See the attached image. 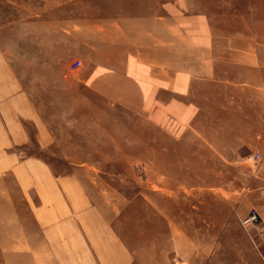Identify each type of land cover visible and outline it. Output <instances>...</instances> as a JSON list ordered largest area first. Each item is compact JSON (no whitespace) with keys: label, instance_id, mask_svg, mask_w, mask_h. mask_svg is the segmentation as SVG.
<instances>
[{"label":"rangeland","instance_id":"rangeland-1","mask_svg":"<svg viewBox=\"0 0 264 264\" xmlns=\"http://www.w3.org/2000/svg\"><path fill=\"white\" fill-rule=\"evenodd\" d=\"M174 6L207 12L213 80L199 89L200 116L209 128L242 122L238 146L186 122L162 131L86 85L95 47L155 40L151 21ZM3 80L33 97L35 114L22 121L27 143L0 142V264H89L61 256L69 234L115 235L153 262L251 264L240 219L255 210L264 222V0H0ZM188 229L200 240H170Z\"/></svg>","mask_w":264,"mask_h":264},{"label":"crops","instance_id":"crops-1","mask_svg":"<svg viewBox=\"0 0 264 264\" xmlns=\"http://www.w3.org/2000/svg\"><path fill=\"white\" fill-rule=\"evenodd\" d=\"M186 11L181 7L176 9L175 6L166 12L160 9V14L151 21L155 24V40L143 41L139 45L138 39V46L133 45L131 52L116 51L110 46L107 49L103 45L95 47L90 65L94 74L87 79L86 85L99 97L118 103L128 112L147 116L162 131L172 132L186 122L189 129L202 131L205 137L209 135L213 139H228L227 141H234L233 145L238 146L244 138L242 122L231 123L234 128L228 127V122L225 121L215 128H209L208 122L201 120L199 89L213 80L210 19L205 9L192 13ZM165 20L171 27L172 36L164 32ZM164 41H167V45ZM12 91L10 81H0V115H5V123L6 120L10 121L9 126L1 125L0 142L24 145L27 143V133L22 121L31 119L30 115L35 114V100L30 95L14 96ZM251 120V129L255 133V107ZM40 126L39 137L46 144L48 127L46 124ZM213 130L217 132L213 133ZM214 145L219 152L225 151L220 142H215ZM169 215L174 221V212ZM260 219L259 227L264 228L261 216ZM205 222L208 226L223 225L213 223L211 218H207ZM256 228L257 226L251 228L253 234ZM174 236L173 234L170 240H200L196 238L195 230L190 229L187 234ZM241 239L249 248L243 252L252 258L250 263L259 264L255 259L257 255L264 262V245H260L257 251L247 234ZM60 242L62 257L84 258L89 264H100L93 260L97 258L103 259L101 264H194L189 260H171L164 253L161 256L164 260L153 262L150 258L154 256L143 254L142 246L139 248V245L123 244L115 235L109 234H69L62 236Z\"/></svg>","mask_w":264,"mask_h":264},{"label":"built area","instance_id":"built-area-1","mask_svg":"<svg viewBox=\"0 0 264 264\" xmlns=\"http://www.w3.org/2000/svg\"><path fill=\"white\" fill-rule=\"evenodd\" d=\"M80 61H74L70 68L76 69L80 66ZM257 159H259V156H256ZM260 216L255 210H251L246 214L245 217L240 219V225L243 228V230L246 232L247 236L249 237L252 246L258 251L260 248V245H264V228H260ZM253 226H257L255 230V234L252 233L251 228Z\"/></svg>","mask_w":264,"mask_h":264}]
</instances>
